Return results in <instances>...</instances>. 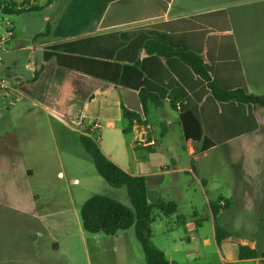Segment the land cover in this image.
Listing matches in <instances>:
<instances>
[{
    "label": "crops",
    "instance_id": "obj_1",
    "mask_svg": "<svg viewBox=\"0 0 264 264\" xmlns=\"http://www.w3.org/2000/svg\"><path fill=\"white\" fill-rule=\"evenodd\" d=\"M16 1L19 3L26 1V6L45 8L48 12L45 16L46 28L33 34L32 43L24 45L22 41H17L19 49L31 50V57L25 61V73L15 69L11 71L15 78L14 82L10 83L13 89L4 92V95L7 96L8 92L16 93V89H20L23 96L28 98V105L39 106L49 113L46 122H44L47 124L49 132L40 134V138H47L50 134L53 139L60 138L68 143L66 140L71 131L74 133L73 137L78 138L79 141L82 134L97 133L99 138L121 143L126 139L123 133L126 121L123 116V106L131 110L141 109L138 89L121 85L119 82L108 80L99 75L80 71V69L70 68L66 63L58 61L57 53L64 51L54 49L56 45L70 43L86 36L167 22L168 24L164 26H170L180 35L191 28L200 32L202 24L210 27L216 20L221 19L227 30L213 33L210 43L211 55L216 60L220 78L229 84L244 82L250 92L264 96V55L252 50V39L248 37L245 30L247 22L251 18L257 17L255 13L249 12L251 11L249 7L254 8L253 5L257 3L255 1L247 3L236 2V0H105L101 9L92 6V9L100 11L93 19H88L82 13L76 14V11L82 7L81 4L78 8L76 7V0H41L43 4L35 3L39 0ZM100 1L92 0V4L100 3ZM258 1L260 3L257 7L258 12L262 14L264 0ZM222 2H226V5ZM219 10H225V14H216V11ZM199 14L205 15L204 18L199 19L201 24L197 25L198 22L192 23V19H188ZM70 16L74 20V26L77 27L72 31H70ZM66 18L67 22L65 23L69 28L68 31L61 29ZM15 35L14 33L12 39L7 43L6 53L9 51L8 44L15 40ZM188 40L193 41L195 46L202 44L203 52L206 53V43L201 35H193ZM222 43H226L231 57V60L227 61L225 65L220 64L217 59ZM46 51L52 54L48 59H46ZM65 54H67L66 61L70 63V51H66ZM144 56L146 53L142 49L139 58ZM17 66L18 60L13 61L10 66L6 65L4 60L2 65L8 72L11 67L16 68ZM96 67L99 71L102 70L100 64ZM10 105H15V102ZM21 107L22 105L19 106V108ZM237 109L235 104L227 106V120L221 127L216 128L217 133L227 139L221 143H215L203 152H196V143L192 139L185 140L183 137L178 111L171 107L168 100H165L162 106L151 101L146 122L134 124L132 142L128 144L136 153L135 157H138L139 150L147 151L148 154L161 149L170 151L172 143L167 140L169 135L167 122L171 121V113L174 111L175 122L180 131L179 148L186 150L195 160V171L191 161L186 165H177L175 157H169L161 162H151L147 169L139 165L132 170H128L122 164L120 166L130 173L145 175L147 184L149 182L161 183L167 172L183 170L192 173L191 181L205 189L209 184V179L202 173L199 161L224 147L227 153L228 168L225 179L226 188L216 192L215 195L217 198L219 196L227 198V207L219 213V220L234 235L221 241V260L224 264L251 261H254L255 264H264V256L241 259L238 252L239 244H246L264 252V107L252 105L246 110V113L250 112L254 116L257 124L254 129L249 131L244 127L252 123L251 119ZM155 111H160V114L164 116L160 121H165L160 126L161 130H157L155 128L157 124H152L150 121V114ZM207 113L212 114L211 104L207 107ZM96 120L100 121L102 126L99 129H92V124ZM100 151L103 155L105 154V150L100 149ZM143 156L150 159L148 156ZM108 160L118 164L115 160ZM26 172L33 175L35 170L33 167H28ZM77 180L78 178H73V181ZM213 187L217 186L213 185ZM169 200L175 201L179 209L177 199ZM51 201L53 202L54 198H51ZM155 220L154 218L152 223ZM198 224L203 228V224L200 222L189 224V237L193 238L198 235L199 232L196 228ZM212 227L216 237L214 217ZM166 231H170V228ZM152 235L154 236L153 231ZM115 237H119V234L116 233ZM205 241L208 242V239ZM51 247L57 251L60 249V243L54 241ZM34 253V258L40 259V255L37 253H42V248H38ZM84 254L87 259L91 258L87 249L84 250ZM188 254L190 256L186 261L172 260L171 264H190V260L196 256V250L188 252ZM29 263L43 264L41 260L38 262L29 261Z\"/></svg>",
    "mask_w": 264,
    "mask_h": 264
},
{
    "label": "rangeland",
    "instance_id": "obj_2",
    "mask_svg": "<svg viewBox=\"0 0 264 264\" xmlns=\"http://www.w3.org/2000/svg\"><path fill=\"white\" fill-rule=\"evenodd\" d=\"M253 1L257 3L253 5L254 8L249 7V12L257 17L247 22L245 30L252 39V50L264 55V10L262 14L258 12V0H236ZM35 3L43 4L41 0ZM104 3L105 0L95 4H92V0H76L77 8L79 4L82 5L76 14L82 13L88 19H93L100 11L92 8L101 9ZM222 3L226 5V2ZM46 13L47 10L41 7L12 13L0 9V30L4 31L11 22L16 34L15 40L8 44L5 64L10 66L18 60V66L11 67L9 72L5 67L0 68V73L9 83L15 80L11 72L14 69L25 73V61L32 53L30 49H19L17 41H22L24 45L32 43L33 34L46 28ZM65 22L67 18L61 29L68 31ZM73 29L77 27L70 16V31ZM4 92L0 90V264H30L29 261L40 260L43 264H147L133 226L119 231L116 238L102 232H88L82 224L81 207L94 194L116 198L132 207L126 187L112 185L99 174L92 157L71 131L66 140L68 143L60 138L53 139L50 134L47 138H40V134L49 132L47 124H44L49 113L39 106L28 105L25 96H20L12 106L9 102L12 98L15 100L17 93L8 92L6 96ZM171 114V121L167 122V140L172 143L170 151L161 149L148 154L139 150L136 158L126 139L119 143L99 138L97 133L91 135L98 138L96 144L105 150L104 155L108 159L117 161L128 170L138 165L147 169L151 162H161L169 157H175L177 165H186L192 156L179 148V126L175 122V112ZM163 117L160 111L150 114V121L157 124V130H161L160 126L165 122H160ZM199 165L209 179L205 189L191 181L192 173L183 170L169 171L164 175L163 182L147 184L150 203L159 198L179 201L178 211L171 215L154 208L156 220L151 224L154 234L152 241L170 261L184 262L190 256L188 252L196 250L190 264H224L221 260V242L218 243L214 236L209 202L217 199L216 192L226 188V150L222 147L210 153L199 161ZM28 167L34 168L33 175L27 174ZM75 177L77 181H73ZM213 185L217 187L212 188ZM50 197L54 198L53 202ZM197 222L202 223L203 228L198 224L196 228L199 233L191 238L189 224ZM168 228L170 231H166ZM54 241L60 243L57 251L51 247ZM38 248H42V253H37L40 259L34 258V251ZM86 249L90 259L84 254Z\"/></svg>",
    "mask_w": 264,
    "mask_h": 264
},
{
    "label": "trees",
    "instance_id": "obj_3",
    "mask_svg": "<svg viewBox=\"0 0 264 264\" xmlns=\"http://www.w3.org/2000/svg\"><path fill=\"white\" fill-rule=\"evenodd\" d=\"M26 4V1L0 0V9L12 13L37 8ZM216 14L224 15L225 10L216 11ZM204 17L199 14L188 19H192V23L198 22V25L202 23L199 19ZM165 24L168 22L86 36L70 43L58 44L54 49L64 52L57 53L56 57L70 68L138 89L141 109L131 110L123 106L126 120L123 133L128 144L132 142L134 124L146 122L151 101L162 106L168 100L171 107L178 111L183 137L196 143V152H203L227 139L217 133L216 128L225 124L226 109L230 104H235L240 113L251 119L252 123L245 125L244 129H254L257 126L255 118L246 110L252 105L264 107V96L250 92L244 82L229 84L223 81L216 60L211 55L212 34L227 30L222 20H216L210 27L202 24L200 32L191 28L180 35ZM193 35H201L206 43V53L203 52L202 44L195 46L193 41L188 40ZM142 49L146 56L140 59ZM66 51H70V63L65 59ZM45 54L46 59L52 55L48 51ZM217 59L224 65L231 60L226 43L221 44ZM98 64L102 66L101 71L96 67ZM210 104L212 114L207 113ZM80 142L92 157L99 174L112 185H124L132 203L131 207L104 194L90 196L81 207L84 229L92 233L115 235L133 226L147 264H171L165 252L152 241L151 224L154 208L171 215L177 212L178 204L161 198L150 203L145 175L130 173L119 164L109 161L88 134H82ZM191 163L195 171L193 158ZM209 205L214 217L216 240L220 243L234 235L219 221V213L227 207V198L219 196ZM238 252L241 259L264 256V252L246 244H239Z\"/></svg>",
    "mask_w": 264,
    "mask_h": 264
},
{
    "label": "built area",
    "instance_id": "obj_4",
    "mask_svg": "<svg viewBox=\"0 0 264 264\" xmlns=\"http://www.w3.org/2000/svg\"><path fill=\"white\" fill-rule=\"evenodd\" d=\"M13 36V26L11 22H8L6 29L4 31L0 30V68L4 64L7 43L12 39ZM10 89H13V87L8 82L7 78L0 73V90L7 92ZM16 93L17 95L15 96V100L12 98L10 104H13L20 98V96L24 95L20 89H16ZM101 126V122L96 120L92 124V129H99ZM89 136L96 142L97 139L93 138L91 135Z\"/></svg>",
    "mask_w": 264,
    "mask_h": 264
}]
</instances>
